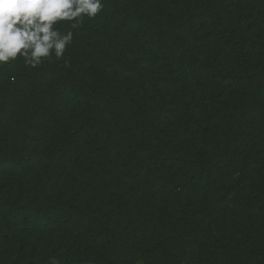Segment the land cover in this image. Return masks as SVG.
I'll return each mask as SVG.
<instances>
[{"label":"rangeland","instance_id":"rangeland-1","mask_svg":"<svg viewBox=\"0 0 264 264\" xmlns=\"http://www.w3.org/2000/svg\"><path fill=\"white\" fill-rule=\"evenodd\" d=\"M125 1L134 6V2L138 0ZM183 1L178 0L175 4L171 3L173 6L171 9L166 2L161 5H147L149 6L147 9L155 11L160 16L168 11L177 12L176 4L179 3V7H181L185 3ZM210 4L209 7H218L219 9L218 21L210 24V28L209 25L203 28L208 31L204 44L203 42L199 43L191 36L190 39L187 38L191 40V43L186 44L189 51L194 49L199 51L201 48L209 50L213 44L211 34L218 31L222 33L224 20L233 21L232 14L228 15L227 7ZM250 8L254 9L255 7L253 5ZM153 16L157 17L158 15L154 14ZM179 17L180 13L177 19H171L173 25L179 22ZM95 22L99 25L102 24L101 28L104 31V34L98 38L100 50L103 51V54L105 53L103 56L96 58L93 57V54L86 53L83 58L79 54L80 49L73 46L72 42L61 59L56 60L53 57L39 67L25 66L20 70L25 71V75L34 79L35 85L40 86L42 84L39 80L40 77L47 73L49 77L66 81L72 89L76 88L77 91L84 92L83 97H87V99L85 98L81 104L87 108V113L89 115L91 113L96 120L93 131L87 138L88 145L92 150L87 156L89 159L87 169L84 170L81 164L82 158L70 160L68 157L67 160L64 158L58 160L56 157V159L32 164L31 170L26 172L24 177H17L4 169L0 172V189L8 197L16 195L27 200L39 195L47 202L59 205L69 199H74L76 203H91L93 207L100 201H104L99 213L106 219L104 226L115 227L127 223V228L135 227L140 231L136 232L134 237L121 235V239L111 242H108L104 237L100 238L99 236L103 234L98 233L96 241L91 244L89 241L78 243L71 240V235L77 232L65 229L64 226H62L63 229L51 233L41 231L34 226L35 228L30 229V232L21 231L16 236L23 235L21 237L24 239L25 249L36 244L39 248L35 253L47 243L48 239H51L50 242L55 244L61 243L62 248L81 258L79 264H101V262L105 264H201V262H208V254L201 255L203 250L201 244L224 236L226 229L229 228L228 225L234 224L236 217L243 216L247 211V209H243L244 203L234 205L217 201V204H214L210 199L219 185V175L235 171L232 169L231 163V168H225L226 164L219 162L221 156L225 161L230 160L232 150L225 154L221 149L216 150L213 146L217 142L219 143L220 137H227V131L234 129L233 124L220 123L218 114L228 110L233 112L234 109L228 108V103L220 105L212 100L204 102L206 98L197 93V99L192 101L194 103H190L189 122L184 126L182 118L185 110L183 107L187 101L184 91L188 90L190 86H196L193 77H200L197 74V72L201 73L199 68L196 72L195 64H190L185 60L181 62V57L173 59L161 56L154 63L144 64V53H147V49H144L141 43L135 41L133 37L117 31L112 26L113 23L106 24L100 13L96 16ZM66 26L65 23L58 25L61 32H64ZM236 27L240 28V25ZM243 28L247 29L248 27ZM183 43H186V39ZM253 49L255 57L259 58V64L264 66V50L260 52ZM140 52H142V56H140ZM198 53L191 57H195ZM230 60L228 68L236 65L234 62L232 64ZM68 69L72 71L76 69L79 73H75L74 77ZM17 74L18 69L14 68L8 77H16ZM12 82L11 78H0V103L4 101L1 94L11 89ZM162 87L166 89L165 94L161 97L164 99L162 107L167 108L170 112L172 111L170 108L180 106L174 109L177 110L176 112L172 113L175 115L174 119L163 117V114L159 113L161 112L159 107L152 106L155 97H160L163 93ZM159 91L162 93L159 94ZM230 91H233L234 94ZM237 93L236 89L227 90L222 92V97L224 96V99L231 98L230 102H232L237 97ZM95 102H97L96 106L99 105L97 111L93 110ZM79 108L80 106L73 109L70 106L64 110L63 121L56 122L54 127H60V133L71 132L74 121L79 122L84 115L79 112V115L74 116L73 112ZM256 111L259 112L256 113L257 115L249 117L250 120L243 129L245 135L249 136L236 150L239 159L245 163L249 178L241 190L243 198L252 192L259 191L256 183L263 178L261 171L264 169V105ZM207 114H213L215 119H209ZM152 115L154 116L152 117ZM152 118H159V120L154 121ZM99 120L103 124L98 123ZM152 121L157 122V128L170 134L172 131L182 130V127H186L190 132L187 134L188 138L184 135L165 139L168 144L166 146L170 147L169 152L173 154V158H171L172 155L167 153L171 159L165 165H160V157H166V153L162 154V149H165L166 146L160 133L155 137L147 132ZM210 133L216 134L213 140ZM49 142L45 141V144ZM83 144L75 141L72 150L78 149ZM27 148L29 149V147ZM210 164L215 165V169L210 175L203 174L202 168ZM84 172H89L93 178L97 179V188L92 190L94 192L81 191L72 196L71 192H75L80 183H85L86 187L89 186L92 189L91 181L89 182L91 186L86 183L88 180ZM195 176H201V179L199 180ZM113 179H116L115 185L112 184ZM110 184L114 187L108 189ZM142 196L145 199L140 204L136 201L133 216L128 217V211L126 214L122 212L123 207L126 206L129 209L130 202L138 200ZM251 200L250 197L249 202ZM151 201H157V205L161 203L164 209L177 203L183 204L184 210H188L186 207L191 204L195 207L196 218L192 220L193 223L186 220L175 225L174 229L177 234L170 238L171 246L174 247L171 249L173 255L166 256L165 253L159 260L154 259L155 252L152 251L155 247L152 243L154 240L146 239L144 243L141 241L145 237L142 228L149 226V222L153 219L150 209L152 208ZM123 219H126V222L122 223ZM106 233L108 230L104 231V235H107ZM132 242L135 246H132ZM14 243H5L0 239V264H8L7 259L15 255L17 244ZM20 245L23 247L24 244L20 243ZM231 250H235V245ZM255 250L251 239L249 248L243 251L241 263L255 264ZM231 256L234 257L233 254ZM232 263L233 259L230 258L229 264ZM41 264H58V262L51 256L45 258Z\"/></svg>","mask_w":264,"mask_h":264},{"label":"trees","instance_id":"trees-1","mask_svg":"<svg viewBox=\"0 0 264 264\" xmlns=\"http://www.w3.org/2000/svg\"><path fill=\"white\" fill-rule=\"evenodd\" d=\"M142 1L141 3L138 0L134 2V6H131L125 0H102L104 7L100 16L106 24L113 23L112 26L117 31L133 37L135 41L144 46V49H147V53H144V64L154 63L161 56L173 59L181 57V62L185 60L190 64H195L196 72L199 68L201 73L197 72V74L200 77H193L197 87L190 86L188 90L184 91L185 97L187 96L183 107L185 110L182 118L184 126L189 122L190 103L197 99V93L208 99H205L204 102L212 100L220 105L228 103V108L234 109L233 112L228 110L222 114L217 113L220 123L233 124L234 129L227 131V137H220L219 143L217 142L213 146L214 149H221L225 154L232 150L230 160L225 161L221 156L219 162H224L225 168H231V163L232 169L235 171L219 175V185L210 199L214 204H217V201L234 205L244 203L243 209H247V211L243 216L238 215L234 224L228 225L229 228L226 229L224 236L201 244L203 248L201 255L208 254L209 257L208 262H201V264H229L230 258L233 259L232 264H242L240 260L244 254L243 251L249 248L251 239L256 248L255 264H264V225H262L264 222V169L261 171L263 178L260 179L259 184L256 183L259 191L252 192L243 198L241 190L249 178L245 163L239 159L236 153L238 147L249 136L243 132L244 126L250 120L249 117L257 115L256 113L259 111L256 109L264 105V66L259 64V58L255 57L253 49L260 52L264 50V0H184L185 3L181 7H179V3L176 4L177 12L168 11L160 16L155 11H149L147 5H161L166 2L171 9L173 7L171 3L175 4L178 0ZM151 2L153 3L149 4ZM210 3L227 7L228 15L232 14L233 21L224 20L222 33L218 31L211 34L213 44L209 50L201 48L199 51H195V49L189 51L186 44L191 43L190 36L204 44L208 31L203 28L207 25L210 28V24L218 21L219 9L218 7H209ZM142 5L144 7H141ZM253 5L255 8L251 9L250 7ZM179 13V22L173 25L171 19H177ZM154 14L158 16L155 17ZM95 19L96 17L92 19L85 17L80 26L73 30V46L80 49L79 54L83 58L86 53L93 54V57L96 58L105 54L100 50V40L98 39L104 34V31L101 28L102 24H97ZM65 24L67 25V23ZM237 25H240V28L236 27ZM246 26L248 28L244 29L243 27ZM67 30L68 25L64 28V32ZM185 39L186 43H183ZM197 52L199 53L195 57H191ZM142 55L140 52V56ZM229 60L236 65L228 68ZM14 68L18 69L17 76L8 77ZM23 68H25V64L22 58L0 66V78L13 80L11 89L1 94L4 101L0 103V172L5 169L17 177H24L25 173L31 170L32 164L56 159V157L58 160L62 158L67 160L68 157L70 160L82 158L81 164L86 170L89 161L87 156L92 151L87 138L92 133L96 120L91 113L90 115L87 113V108L81 104L85 98L87 99V97H83L84 92L77 91L74 87L72 89L66 81L49 77L47 73L39 79L42 84L35 85L34 79L25 75V71H20ZM68 70L73 73L74 77L75 73H79L76 69ZM45 81L47 82L45 83ZM162 89L163 93L159 91V94H162L160 97H155L152 106H158L161 111L159 113L163 114V117L174 119L175 115L172 113L176 112L177 110L174 109L180 106L170 108L172 110L170 112L166 106L164 109L162 107L164 99L161 97L165 94L166 89L163 87ZM233 89L238 90V93L232 102H230L231 98L224 99V96L222 97V92ZM230 92L234 94L233 91ZM96 103L95 107L93 106L95 111L99 106H96ZM70 106L73 109L80 106L79 110L76 109L73 112L74 116L79 115V112L84 115L79 122L74 121L71 132L60 133V127H54V124L63 121L62 113H65L64 110ZM163 112L169 113L164 114ZM207 115L209 119H215L213 114ZM153 120L157 121L159 118ZM154 121L149 124L147 132L155 137L160 133L165 146L168 145L165 140L167 137L186 135L188 138L187 134L190 132L186 127H182L183 129L180 131H172L170 134L157 128V122ZM98 123L103 124L101 120ZM98 129L102 131L100 127ZM210 136L213 140L216 134ZM4 137L5 140H3ZM74 139L76 142L84 144L78 149L72 150L75 146ZM45 141L50 142L45 144ZM12 147L14 148L12 149ZM169 148L166 146L165 149H162V154L166 153V157H160V165H165L169 159L173 158ZM167 153L172 157L169 158ZM214 169L215 165L210 164L204 166L201 172L210 175ZM84 175L88 180L86 181L87 185L91 181L92 189L89 186L86 187L85 183H80L77 190L71 192L72 196L81 191L94 192L92 190H96L97 179L93 178L89 172H84ZM195 177L201 179V176ZM112 184H116V179L112 180ZM113 185L110 184L108 189L114 187ZM250 197L252 200L249 202ZM144 199L142 196L138 200H133L130 202L129 209L125 206L122 212L126 214L128 211L129 215L127 216H133L136 201L140 204ZM103 202L100 201L93 207L91 203H76L74 199H69L59 205L58 203H49L39 195L27 200L16 195L8 197L0 189V239L9 244L18 242L14 243L17 244L16 252L12 258L7 259L8 264H41L45 258L51 256L57 260L58 264L80 263L81 258L78 255L62 248L61 243L50 242L51 239H48L47 245L41 246L37 253L35 252L39 247L36 244L25 249L24 239L21 237L23 235L16 236V234L21 231L30 232V229L33 230L35 227L51 233L63 229L62 226H64L65 229L68 228L78 233V235L77 233L72 234L71 240L78 243L89 241L90 244L96 241L98 233L103 234L99 236L100 238L104 237L108 242H111L121 239V235L134 237L136 232L140 231L135 227L127 228V223L115 227L104 226L106 219L99 215ZM151 207L153 219L149 222V226L142 228L145 237L141 241L144 243L146 239L154 240L152 243L155 247L152 251L155 252L154 259L159 260L165 253L166 256L173 255L171 249L174 247L171 246L170 238L177 234L174 229L175 225L186 220L187 222L195 220V207L191 204L186 207L188 210H184L183 204L177 203L164 209L161 203L157 205V201H151ZM121 222H126V219ZM8 229L10 230L8 231ZM105 230H108L107 235H104ZM20 243L24 244L23 247H20L22 246ZM234 245L235 250H231ZM132 246H135L133 242ZM232 254L235 258L231 256ZM101 264L105 263L101 262Z\"/></svg>","mask_w":264,"mask_h":264},{"label":"clouds","instance_id":"clouds-1","mask_svg":"<svg viewBox=\"0 0 264 264\" xmlns=\"http://www.w3.org/2000/svg\"><path fill=\"white\" fill-rule=\"evenodd\" d=\"M102 0H0V66L22 58L36 68L61 59L83 19L103 10ZM67 23L61 32L58 25Z\"/></svg>","mask_w":264,"mask_h":264}]
</instances>
